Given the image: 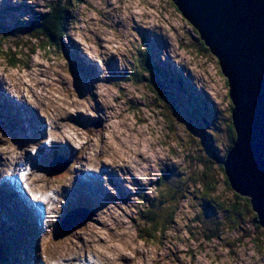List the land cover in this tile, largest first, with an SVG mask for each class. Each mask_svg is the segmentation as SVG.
Wrapping results in <instances>:
<instances>
[{
    "label": "rangeland",
    "instance_id": "374dc122",
    "mask_svg": "<svg viewBox=\"0 0 264 264\" xmlns=\"http://www.w3.org/2000/svg\"><path fill=\"white\" fill-rule=\"evenodd\" d=\"M20 3L40 13L48 0H0V25L10 24L21 14L27 16L21 11L10 12ZM73 12L72 25L63 40L64 52L41 49L39 44L32 54L36 41L0 37L1 50L23 57L15 68L0 59V158L3 153L7 162L21 158L13 155L19 145L13 142L6 124L14 117L16 104L25 109L26 103L47 116V142L50 138L54 143L70 138L68 144L79 152L75 156L78 160L85 159L87 166L95 168H114V175L129 183L114 192L122 194L121 202L104 203L98 217L77 236L54 239L48 230L42 243L45 261L52 264L54 259L67 256L75 258L72 264H77L79 255L90 257L91 252L103 256L107 264H264V228L254 222L249 203L230 189L223 172L231 110L226 79L216 59L201 47L193 28L170 0H80ZM146 45L152 53L149 60L164 77L148 75L136 84L128 76L139 68L138 51ZM81 65L82 72L77 68ZM147 80L159 82L160 88L154 89ZM162 92L169 95L162 99ZM51 122L59 128L65 123L79 134L67 128L61 136L54 133ZM8 129L15 132V125L9 124ZM42 132L38 131L37 137L41 138ZM120 144L129 161L117 156L116 151L122 153ZM3 165L0 159L1 175ZM126 166H130V178L117 171ZM79 174L80 178L89 177ZM163 175L169 179L167 186L179 187L175 201L180 195L183 199L168 231L142 241L133 225L144 208L140 196L159 197L162 191L167 194L166 206H160L158 214L166 216V210L173 209L175 201L170 197L174 192L155 189ZM205 177L215 181V193L205 191ZM52 179L38 184L44 200L49 191L75 185L71 175L62 182ZM214 200L220 201V206L212 204ZM234 204L242 212V218L235 221L239 224L231 222ZM213 205L215 208L210 207ZM56 212L62 208L57 207ZM105 217L107 222L102 226ZM0 230L1 253L21 259L23 243L14 240L19 235L1 226ZM5 237L14 242L8 244ZM71 243L78 248L72 250Z\"/></svg>",
    "mask_w": 264,
    "mask_h": 264
},
{
    "label": "water",
    "instance_id": "95a60500",
    "mask_svg": "<svg viewBox=\"0 0 264 264\" xmlns=\"http://www.w3.org/2000/svg\"><path fill=\"white\" fill-rule=\"evenodd\" d=\"M170 1L226 79L234 141L224 176L264 228V0Z\"/></svg>",
    "mask_w": 264,
    "mask_h": 264
},
{
    "label": "trees",
    "instance_id": "16d2710c",
    "mask_svg": "<svg viewBox=\"0 0 264 264\" xmlns=\"http://www.w3.org/2000/svg\"><path fill=\"white\" fill-rule=\"evenodd\" d=\"M80 0H48L46 5V9L44 12H35L29 6H26L20 3V6L17 8H10V12H18L21 11L22 13L27 14V16H23V14L19 15V17H13L12 22L6 25H0V37L6 40H13V38H21L26 37L29 40L36 41V46L32 51V54L35 52L34 50H38L40 48H52L57 49L58 51H63V40L68 36V30L70 29L72 22H73V7L79 3ZM171 2V1H170ZM172 3V2H171ZM173 5V3H172ZM174 6V5H173ZM175 8V6H174ZM176 9V8H175ZM177 10V9H176ZM6 14H9L8 12ZM194 30V29H193ZM195 31V30H194ZM197 34V33H196ZM198 35V34H197ZM199 39V36H198ZM144 44V42H143ZM200 45L203 47L204 50L208 51L207 48H204L203 42L200 40ZM1 47V44H0ZM20 49V47H18ZM138 66L131 70L130 76H128V80H131L133 83H142L146 76L154 77L155 79L164 77L163 71H158L159 68L156 66L153 61L149 60L152 57L151 49H148V45L146 47L142 46V51H138ZM18 57V59H16ZM4 58L6 63L9 67L15 68L19 66V61L23 60L21 54L12 53L11 50L3 51L0 48V59ZM7 58V59H6ZM151 62V63H150ZM162 75V76H161ZM145 76V77H144ZM125 77V76H124ZM123 77V80L125 78ZM151 83L150 80H147ZM159 83V82H158ZM157 82L151 83L150 85L153 86L154 89H159L160 86ZM182 83V82H180ZM169 93L162 92V95H159L162 99L167 97ZM189 104V102H188ZM227 125V141H228V148H230L232 142L234 141V132L231 124V119L229 117ZM169 179H165V175L158 178L157 183L155 184V189L163 190L167 188L169 192H174L171 195L170 199H174L176 197V193L178 192V188L176 186H167V181ZM171 180V178H170ZM205 191L208 193L213 191L215 193V181L211 180L210 177H205ZM226 180V179H225ZM203 181V182H204ZM182 182V181H181ZM198 190V189H197ZM202 190V186L200 187ZM161 196L148 198L146 196H142L141 199L144 202H141V205L144 208H141L137 213L136 223L134 222V228L136 234L140 237L142 241H145L147 238L149 240L154 239L155 237H159V235L165 234L170 225L174 223V216L176 215L177 204L180 202L183 197L180 195L177 200L173 203V209L166 210V216L159 215V207L164 205L166 206L165 196L164 193L161 191ZM240 200L245 201L248 203L246 198L239 197ZM215 206H220V201L214 200ZM210 206L211 208H215ZM225 213L227 211L223 210ZM231 217L232 224H239V221L235 222L236 219L242 218L241 210L238 211L236 205H231ZM254 222L256 223V218L254 217ZM197 224L201 227L202 222L198 221ZM8 243V241H7Z\"/></svg>",
    "mask_w": 264,
    "mask_h": 264
},
{
    "label": "bare ground",
    "instance_id": "6f19581e",
    "mask_svg": "<svg viewBox=\"0 0 264 264\" xmlns=\"http://www.w3.org/2000/svg\"><path fill=\"white\" fill-rule=\"evenodd\" d=\"M28 118L30 117V118H32V116H27ZM67 127V125H64V128H66ZM114 146V145H113ZM120 147H121V144H120ZM56 148L58 149V146H56ZM116 149V148H115ZM120 150H121V152L122 153H118L117 151H116V153H117V156L119 157V158H122V160L124 159L125 160V162H126V160L127 161H129L126 157H125V153H124V151H123V149H122V147L120 148ZM131 155V154H130ZM133 155V154H132ZM68 157H69V155L66 153L65 154V158L63 159V160H61V162L62 163H64V162H66L67 161V159H68ZM136 157V156H135ZM129 158V157H128ZM132 158V157H131ZM134 163V162H133ZM129 169H130V166H129ZM128 171V170H127ZM82 177H84V178H86V181H87V183H89L90 182V178H88V177H86L85 175H83V176H81V178ZM80 178V179H81ZM26 206L28 207V209L29 210H32V207H31V205L30 204H26ZM76 216H71L70 218L71 219H73V218H75ZM31 222H32V225H33V227H34V229L36 230V231H39V229H40V227H39V223H38V221L36 220V218L34 217V219H32L31 220ZM68 225H70L71 223H67ZM22 233L25 235V232H24V229H22ZM10 243V241H8V244ZM119 248H116V251L118 252L119 250H118Z\"/></svg>",
    "mask_w": 264,
    "mask_h": 264
}]
</instances>
